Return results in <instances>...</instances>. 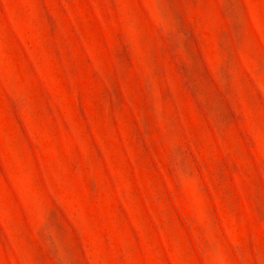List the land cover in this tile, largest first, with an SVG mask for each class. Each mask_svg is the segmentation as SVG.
<instances>
[{
  "label": "rangeland",
  "instance_id": "rangeland-1",
  "mask_svg": "<svg viewBox=\"0 0 264 264\" xmlns=\"http://www.w3.org/2000/svg\"><path fill=\"white\" fill-rule=\"evenodd\" d=\"M0 264H264V0H0Z\"/></svg>",
  "mask_w": 264,
  "mask_h": 264
}]
</instances>
